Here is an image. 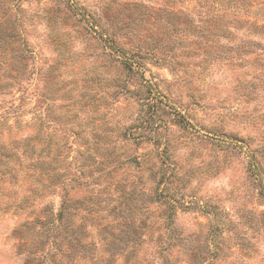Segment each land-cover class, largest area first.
<instances>
[{
	"label": "rangeland",
	"instance_id": "1",
	"mask_svg": "<svg viewBox=\"0 0 264 264\" xmlns=\"http://www.w3.org/2000/svg\"><path fill=\"white\" fill-rule=\"evenodd\" d=\"M174 1L10 3L24 68L0 72V144L18 173L0 181V264H51L34 221L63 199L60 224L85 245H134L112 264H264V35L231 24L233 37L209 36L217 1ZM72 6L109 25L120 52ZM132 54L142 72L124 66ZM17 185L24 204L4 207Z\"/></svg>",
	"mask_w": 264,
	"mask_h": 264
},
{
	"label": "trees",
	"instance_id": "2",
	"mask_svg": "<svg viewBox=\"0 0 264 264\" xmlns=\"http://www.w3.org/2000/svg\"><path fill=\"white\" fill-rule=\"evenodd\" d=\"M170 1L171 6L176 4V1ZM210 1H217V3H215L213 6L210 3L208 8H205L206 11L204 14L206 17L204 18V21H207L208 23L213 22L215 28L213 31L208 33L209 36H220L223 38L233 37L232 30L229 29V25L231 24V26H233L235 29L245 27L246 30L252 34L264 35V0ZM18 2L19 0H9V5H2L0 2V72L1 69L4 71L6 70L7 77L11 80L22 78V65L24 68V37L21 35V21L20 18L16 16V14H14V16L11 18L10 13H8L11 10L10 3L13 6H16L18 5ZM181 2L190 4L192 0H181ZM198 2L199 6L200 4H203L204 7L209 1L202 0L201 2L200 0ZM73 8V11L79 16V19L82 20L87 27L91 28L95 33H97L110 50L116 48V50L120 52L119 49H117L119 46L115 41L116 34L113 29L109 27V25H99V18L95 17L93 14L89 13L83 8ZM253 44V42L248 41L247 46ZM237 48L240 51L246 52V49L242 45L237 46ZM261 50L264 52V47H262ZM248 52L253 53V51ZM16 59L17 62L14 63ZM123 64L127 69L137 73L139 71L142 72L144 69L143 65L138 61L136 54L125 56ZM253 84L254 83H251L249 85L253 87ZM9 127L10 126H7V128ZM35 147L36 145L34 144H24L23 148L25 149L22 150V154H24V150L27 151V149L33 153ZM12 151L13 150L11 147L7 148L2 143L0 144V166L4 167V170L2 171V177H0L1 183L7 182L10 184L11 181L9 180L12 178L16 180L15 177L18 173L14 172V170L10 168L11 159L13 158ZM39 151L40 153L43 152L41 149ZM46 155L49 156V153L46 152ZM39 157H43V155L38 154V158ZM38 160L40 161L41 159L39 158ZM41 174L42 172H40V175ZM43 175H45L46 181H50L51 183L52 175H48V171L46 170L43 171ZM43 185L44 189L49 187L44 183ZM17 186L19 188L18 190H12L10 192L13 195V199L8 201L4 207H11L14 205L19 207L20 205L24 204V192L21 191V185ZM18 194L20 195L19 200H17L16 196ZM62 196L65 197V193ZM67 209L68 204L65 203L64 199L61 201V205L58 210L54 209V205L52 203H45L41 209L43 210L42 216L36 218L34 221V223L36 222L40 227L38 232L40 236L39 245L43 250L46 251L44 256L50 257L49 260L51 264H112V256L118 254V252L121 254L122 250L129 248V254L132 253L134 245H129L127 241L128 238L125 240V243L122 246L116 243L115 236H112L111 240L109 241H106L105 238L100 237L96 239V241H89V246L85 245L84 240H86V237L84 235L79 236L80 232H75L74 230L69 229L68 225L63 226L60 224L64 217V212H68ZM166 224L170 226L172 224L171 219H169ZM219 230L220 227L218 225L214 226L212 234L215 236L216 232ZM59 237L62 239L57 244L56 238ZM62 243H64L66 246V253L61 255L58 252L61 250ZM99 246H103L99 253H106V259H103V257L98 253L97 255L95 254V251L99 249ZM91 247H93V251H91ZM44 259L45 258L43 257L41 261L44 262Z\"/></svg>",
	"mask_w": 264,
	"mask_h": 264
}]
</instances>
